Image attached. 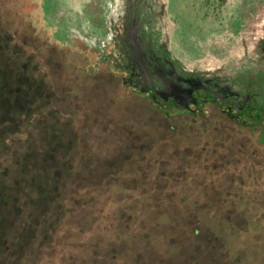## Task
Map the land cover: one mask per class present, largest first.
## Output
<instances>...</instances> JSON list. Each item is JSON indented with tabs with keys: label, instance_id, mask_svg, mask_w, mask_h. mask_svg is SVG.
<instances>
[{
	"label": "rangeland",
	"instance_id": "rangeland-1",
	"mask_svg": "<svg viewBox=\"0 0 264 264\" xmlns=\"http://www.w3.org/2000/svg\"><path fill=\"white\" fill-rule=\"evenodd\" d=\"M41 4L0 0L1 91L33 97L12 100L26 110L17 124L4 119L0 173L30 155V168L58 177L66 204L83 203L63 217L65 205L58 211L50 195L49 215L37 222L48 233L16 244V234H1L0 264H264L259 129L218 108L199 121L167 115L123 91L94 50L53 37ZM170 8L183 38H202L219 13L233 32L237 14L263 15L264 0H170Z\"/></svg>",
	"mask_w": 264,
	"mask_h": 264
},
{
	"label": "flooded vegetation",
	"instance_id": "flooded-vegetation-1",
	"mask_svg": "<svg viewBox=\"0 0 264 264\" xmlns=\"http://www.w3.org/2000/svg\"><path fill=\"white\" fill-rule=\"evenodd\" d=\"M41 3L53 37L94 50L123 91L195 121L218 108L228 121L259 129L257 143L264 146V13L237 14L233 32L223 30L219 13V25L205 36L183 38L170 0H80L72 8Z\"/></svg>",
	"mask_w": 264,
	"mask_h": 264
},
{
	"label": "trees",
	"instance_id": "trees-1",
	"mask_svg": "<svg viewBox=\"0 0 264 264\" xmlns=\"http://www.w3.org/2000/svg\"><path fill=\"white\" fill-rule=\"evenodd\" d=\"M3 75L1 73L2 82L5 84L6 78ZM0 85L1 143L4 142V139L7 137L5 132L9 127H6L4 124L7 122V119L14 120L13 118H15L16 120L14 123L17 124V120L19 121V119L23 117V113L26 110L20 104H18V107H12L11 103L14 97H16V94L19 95V98L21 99L20 101L26 102L27 105H29L28 100L33 97L30 96V91H25L23 94L18 92H15V94H11L10 92L5 93V91H1L3 88L1 81ZM40 92L41 91H38L39 94ZM40 96L42 95L40 94ZM6 117L7 119L4 120ZM29 157L30 158H21L22 161L16 163L9 174H6V170L3 173H0V235L3 234L7 237V235L16 234V239L14 241L15 244L17 241H20V243L23 242L28 235L33 233H48L49 227L47 228L41 225L38 227L37 222L49 215L48 203L50 201V195L54 194V197L55 195L57 196L55 199L57 204L55 206H58V211H60L61 207L65 205L63 207V210L65 211L63 217H68L69 215L72 216L75 209H78V207L81 208L83 203L80 198V200L74 202L75 204H73L72 207L66 204V200L61 195H58V191H55L56 187L54 182L58 177L49 175L46 171H38L37 169L30 168L31 164L34 162L30 155ZM44 165L46 166L47 164L44 163ZM24 208L28 211V219H23L25 216ZM39 209L41 210L40 213ZM54 224L55 221L53 225ZM67 224H71V222H68ZM69 227H71V225Z\"/></svg>",
	"mask_w": 264,
	"mask_h": 264
}]
</instances>
